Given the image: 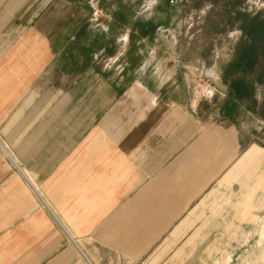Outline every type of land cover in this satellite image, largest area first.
Instances as JSON below:
<instances>
[{"label":"crops","instance_id":"obj_1","mask_svg":"<svg viewBox=\"0 0 264 264\" xmlns=\"http://www.w3.org/2000/svg\"><path fill=\"white\" fill-rule=\"evenodd\" d=\"M53 3L0 0V264L143 260L173 233L192 238L182 254L199 264L213 228L189 226V210L233 167L264 161L258 143L241 152L240 99L215 108L135 77L120 85L71 54L70 33L55 36Z\"/></svg>","mask_w":264,"mask_h":264},{"label":"rangeland","instance_id":"obj_2","mask_svg":"<svg viewBox=\"0 0 264 264\" xmlns=\"http://www.w3.org/2000/svg\"><path fill=\"white\" fill-rule=\"evenodd\" d=\"M53 6L55 36L64 30L77 40L72 55L95 60L119 76L120 85L135 77L170 88L169 97L215 108L236 97L241 103L230 108L241 152L252 143L264 146V0H54ZM251 169L233 167L189 210V226L198 220L201 234L213 228L201 241L213 253H200L199 264H264V184H256L264 161ZM251 187L255 205L244 211L238 200ZM260 195L263 201H257ZM173 234L143 260L107 253L100 264H171L180 258L186 264L196 256L182 254L192 238Z\"/></svg>","mask_w":264,"mask_h":264}]
</instances>
